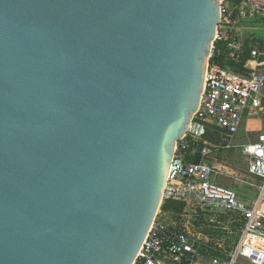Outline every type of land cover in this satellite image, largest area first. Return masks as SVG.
Listing matches in <instances>:
<instances>
[{
    "label": "water",
    "instance_id": "water-1",
    "mask_svg": "<svg viewBox=\"0 0 264 264\" xmlns=\"http://www.w3.org/2000/svg\"><path fill=\"white\" fill-rule=\"evenodd\" d=\"M221 1L0 0V264L136 263Z\"/></svg>",
    "mask_w": 264,
    "mask_h": 264
},
{
    "label": "built area",
    "instance_id": "built-area-1",
    "mask_svg": "<svg viewBox=\"0 0 264 264\" xmlns=\"http://www.w3.org/2000/svg\"><path fill=\"white\" fill-rule=\"evenodd\" d=\"M249 17L264 20V0L221 1L200 105L184 137L177 141L163 196L183 201L190 215L209 212L210 221L218 214L238 216L243 224L237 240L225 257L205 260L201 249L208 237L169 225L159 209L136 263L264 264V130L255 142L239 144L248 172L259 179L255 197L241 198L217 182L224 167L212 154L213 149L235 146L243 124L264 113V41L256 39L246 48L239 35V22ZM208 136H217L220 146L208 142ZM196 152L201 155L199 162L190 160Z\"/></svg>",
    "mask_w": 264,
    "mask_h": 264
},
{
    "label": "trees",
    "instance_id": "trees-1",
    "mask_svg": "<svg viewBox=\"0 0 264 264\" xmlns=\"http://www.w3.org/2000/svg\"><path fill=\"white\" fill-rule=\"evenodd\" d=\"M230 1L239 3L241 0ZM245 45L246 48H249L250 42L246 41ZM199 145L202 146L201 142ZM212 154H214L213 151ZM190 160L193 162L201 161L200 153L196 152L192 154ZM209 215V212L202 210L190 215L185 210V203L183 201L173 199H163L159 212V216L169 225L188 234L196 235L198 232H201L204 236L208 237V241L203 243L204 246L201 249L205 260L213 257L223 258L226 255L225 253L232 250L243 222L238 216L232 214H218L213 221H210ZM136 264L142 263L137 262Z\"/></svg>",
    "mask_w": 264,
    "mask_h": 264
},
{
    "label": "rangeland",
    "instance_id": "rangeland-1",
    "mask_svg": "<svg viewBox=\"0 0 264 264\" xmlns=\"http://www.w3.org/2000/svg\"><path fill=\"white\" fill-rule=\"evenodd\" d=\"M238 26L240 30L243 29L244 31H247L249 29L250 33L255 34L257 40L264 41V20L257 17H249L244 21H240ZM245 129L247 131V136H245L242 130L238 135V143L255 142L260 129L258 120L249 119ZM207 141L217 146H220L221 144V141L217 136H208ZM212 151L217 159L223 160L225 163H230L237 167V169L234 170L222 171L221 175L217 178V182L234 189L243 197H252L257 193L259 181L254 175L251 176L248 174L247 161L241 155V148L239 146L235 145L228 149L219 147Z\"/></svg>",
    "mask_w": 264,
    "mask_h": 264
},
{
    "label": "crops",
    "instance_id": "crops-1",
    "mask_svg": "<svg viewBox=\"0 0 264 264\" xmlns=\"http://www.w3.org/2000/svg\"><path fill=\"white\" fill-rule=\"evenodd\" d=\"M243 28V27H242ZM248 28H250V27H248ZM239 35H240V37L243 39V40H245V42L247 41V42H250V45H253L254 44V41L256 40V37H255V34L254 33H250L249 32V29L247 30V31H244L243 29L242 30H240V33H239ZM253 119H255V120H258V124L260 125V129H259V131H258V133L260 132V131H262V130H264V113L263 114H261V116H259V117H257V118H253ZM249 121V120H248ZM248 121H246L244 124H243V126L241 127V129H240V131H239V133L243 130V132H244V134H245V136H247V131H246V129H245V127H246V124H247V122ZM262 127V128H261ZM239 133H237V135H236V137H235V144H236V146H239V143H238V135H239ZM240 147V146H239ZM241 155H242V153H241ZM243 156V155H242ZM243 158H245L244 156H243ZM220 163H221V165L224 167V169L222 170V171H224V170H234V169H237V167L235 166V165H232V164H230V163H225L223 160H220V159H217ZM223 161V162H222ZM248 174L249 175H251L252 176V174H250L249 172H248ZM245 176V175H244ZM258 181H259V179L257 178V177H255ZM256 196V193L252 196V197H255ZM241 198H252V197H243V196H240ZM240 264H248L247 262H245V261H240Z\"/></svg>",
    "mask_w": 264,
    "mask_h": 264
},
{
    "label": "bare ground",
    "instance_id": "bare-ground-1",
    "mask_svg": "<svg viewBox=\"0 0 264 264\" xmlns=\"http://www.w3.org/2000/svg\"><path fill=\"white\" fill-rule=\"evenodd\" d=\"M263 211H264V205H263Z\"/></svg>",
    "mask_w": 264,
    "mask_h": 264
}]
</instances>
